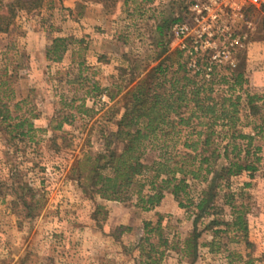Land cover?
Wrapping results in <instances>:
<instances>
[{"label":"rangeland","instance_id":"obj_1","mask_svg":"<svg viewBox=\"0 0 264 264\" xmlns=\"http://www.w3.org/2000/svg\"><path fill=\"white\" fill-rule=\"evenodd\" d=\"M184 3L44 0L40 8L18 13L9 31L0 34V98L37 128L32 137L10 139L0 127V264H138L143 223L159 217L168 241L161 264H264V133L253 143L261 148L259 169L252 177L234 176L228 189H218L215 203L222 214L202 217L196 231L192 207H180L170 193L143 211L130 202L100 198L70 171L75 158L102 147V132L114 129L122 111L128 70L142 74L163 57L155 27L180 15ZM55 37L67 43L59 60L46 56ZM238 66L243 89H264L262 19L239 53L234 69ZM228 86L216 84L212 97L220 100ZM102 94L108 102L100 100ZM79 104L92 111H79ZM251 120L241 113L239 130L250 132L245 124ZM60 121L62 128L53 130ZM179 128L181 140L187 132L204 130L196 120ZM215 130V141L224 145L226 129L217 125ZM177 150H182L179 145ZM157 152L147 151L146 157ZM203 187L191 186L193 200ZM227 190L245 211L246 242L231 231L213 236L224 226H212L211 220L231 219L220 196ZM194 232L199 233L195 255L186 245Z\"/></svg>","mask_w":264,"mask_h":264},{"label":"trees","instance_id":"obj_2","mask_svg":"<svg viewBox=\"0 0 264 264\" xmlns=\"http://www.w3.org/2000/svg\"><path fill=\"white\" fill-rule=\"evenodd\" d=\"M43 2L0 0V34L9 31L18 13L36 10ZM187 2L185 0L180 7V15L169 21L163 20L155 27L157 46L163 57L142 74L132 68L128 70V86L121 96L122 111L114 129L102 132V147L98 152L75 158L70 171L77 175L81 186L87 182L100 198L130 202L143 211L154 209L165 193H170L180 207H192L196 231V223L202 217L222 214L221 205L215 203L218 189H228L234 176L247 173L252 177L259 169L261 148L253 143L264 133V89H243L240 66L231 71L223 70L207 81L198 79L188 74L178 52L167 51L165 32L182 15ZM66 47V38L55 37L46 56L59 60ZM219 83H229V86L220 100H216L212 93ZM13 106L17 107L18 102ZM114 106L111 109H115ZM77 108L85 113L92 111L83 104ZM15 112L0 98L1 129L10 134V139L32 137L37 128L31 120ZM241 113L245 118L254 119L245 124L251 125L250 132L238 128L242 124ZM192 120L204 126V130L187 132L181 140L179 127H189ZM217 125L226 129L224 145L214 139ZM61 128V121L53 126V130ZM178 145L182 150H177ZM150 150L158 152L148 159L146 154ZM195 182L204 183L205 187L193 200L190 189ZM220 196L229 206L231 219L228 222L211 220L212 226H224V229H214L213 236L231 231L240 234L246 242L247 219L243 206L233 204L234 194L228 190ZM160 221L159 217L154 223H143L144 236L137 245L142 260L138 264H161L168 241L162 235ZM151 235H156V242L151 241ZM198 235L194 232L193 238L186 241V245H190L188 254L195 255Z\"/></svg>","mask_w":264,"mask_h":264},{"label":"built area","instance_id":"obj_3","mask_svg":"<svg viewBox=\"0 0 264 264\" xmlns=\"http://www.w3.org/2000/svg\"><path fill=\"white\" fill-rule=\"evenodd\" d=\"M260 19L264 25V0H188L165 32L167 51L181 55L189 75L210 80L236 67Z\"/></svg>","mask_w":264,"mask_h":264}]
</instances>
